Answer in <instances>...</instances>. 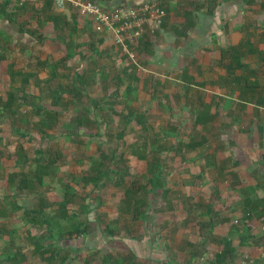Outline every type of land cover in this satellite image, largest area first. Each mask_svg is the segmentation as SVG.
<instances>
[{
    "label": "rangeland",
    "instance_id": "374dc122",
    "mask_svg": "<svg viewBox=\"0 0 264 264\" xmlns=\"http://www.w3.org/2000/svg\"><path fill=\"white\" fill-rule=\"evenodd\" d=\"M199 1L197 5H202L203 0ZM205 1H209L208 5L210 2L214 5L216 2L220 3V0ZM252 2H256V5L248 8L240 1H235L237 13L248 9L254 12L264 11V0ZM197 5L190 4L195 10ZM198 12L208 15L200 18L203 23L215 24V20H209L207 9L198 7ZM0 19V202L11 198L7 192L20 187L22 178L33 177V172L30 171L33 163L30 164L27 160L39 150L44 157L46 169L44 173H36L41 178L33 182L30 190L54 202L45 207L44 213L55 215L58 211L57 203H64L68 214L78 211L75 220L83 221L85 217L93 219L79 225V228L88 227L90 223L89 234L80 239L74 233L69 237L64 234L60 237L61 240H50H55V246L66 245L67 242L76 247L95 244L96 239L98 241L100 238L99 230L104 225L118 229L116 232L120 233V237L126 236L134 240L142 235L148 239L167 235L169 229L166 228V223L172 217L168 220L166 208L169 204L178 207L182 204L181 197L173 196L172 191L183 182L174 184L169 178L168 168L173 157L179 161L175 166L182 163L180 151H176L177 144L188 140L184 133V123L188 124L186 119L189 116L186 115V119L181 116L179 111L182 108V97L177 96L186 86L176 80L185 77L183 70L186 65H190V68L187 66L190 71L193 69L191 61L194 59V52L187 53L183 50L192 34H197L196 30L185 26L189 20L178 25L180 33L167 36L162 31L137 40L133 47L136 57L134 64L121 56L102 36L97 37L89 20L78 17L71 10L59 13L51 8L48 0L22 6L0 2ZM218 24L223 30L227 27L225 21H219ZM29 30L39 35L37 41L24 46L13 40L12 31ZM209 39L210 36L207 35L204 44L210 42ZM200 51L196 54H200ZM203 53L206 54L201 52V59L204 57ZM39 62H42L41 65L45 64L41 67L37 64ZM22 70L28 71L25 74L29 73L27 82H19L18 78L14 83L8 82L6 71L21 73ZM140 76L147 80L140 81ZM73 84L79 91L73 88ZM50 94L52 97H49ZM8 95L13 98L9 107L4 104ZM131 99L135 100L129 103ZM173 108L175 113L171 110ZM45 110H55L61 116L49 117L51 128L44 127L45 133L35 132V121L44 115ZM85 110H88L89 115H96L105 121L103 132L99 125L86 122L82 117L81 124L76 125L75 119ZM188 125L191 126L190 121ZM100 126L102 127L101 124ZM169 130L175 134L174 137L168 134ZM169 142L171 146H175L172 148L175 149V156L167 150L171 147ZM100 152L103 153L101 159L105 168L114 174V179L110 181L102 175V179L98 181L99 186L95 187L92 181H83V176L90 164L89 156L99 158ZM137 153L145 155V160L137 156ZM152 160L158 165L156 169L159 170L161 181L154 190L155 194L151 190V178L154 176L150 165ZM52 170H55L54 173ZM10 177L13 185L9 184ZM62 183L67 187L65 196L62 195L65 191ZM126 186H132L133 189ZM141 186L150 190L143 192L140 190ZM178 188L181 189L178 194H182L183 187ZM29 194H22L23 197L12 196L18 199L15 204L18 205L19 200L23 203L19 217L23 213L24 203L27 208L28 204L39 201L37 196ZM64 197H67V202H64ZM128 197L135 198L136 202L131 208L125 209L122 200H127ZM11 214L0 219H10L16 223V215ZM58 221L65 230L73 227L71 224L74 220L71 218H60ZM50 225L52 227L54 222L51 221ZM42 228L45 229V225ZM35 233L34 239L39 240L40 244L43 231L39 227ZM44 235L48 238L47 231ZM164 242L165 238L158 243L152 242V245L163 247L167 254L169 251ZM15 243L22 244V241ZM115 243L106 246L117 248ZM2 244L3 239L0 238V261L4 259L3 263L8 264L6 257L12 256V249L5 250L6 246ZM22 246V252L25 253L32 247L30 242ZM48 247L53 252L52 244ZM79 254L78 252L71 257V264H83ZM34 258L36 256L28 257L24 264H33V261H37Z\"/></svg>",
    "mask_w": 264,
    "mask_h": 264
},
{
    "label": "crops",
    "instance_id": "0c3cea01",
    "mask_svg": "<svg viewBox=\"0 0 264 264\" xmlns=\"http://www.w3.org/2000/svg\"><path fill=\"white\" fill-rule=\"evenodd\" d=\"M115 1L132 4L138 0ZM235 1L248 8L256 5L253 0H220L215 5L213 2L208 5L209 1L206 3L205 0L202 5H197L199 0H160L165 16L156 32L164 31L167 36L180 33L178 25L188 19L185 26H190L197 33L196 36L192 34L183 49L187 53L194 52L191 61L194 70L190 71L186 65L183 70L185 77L173 79L186 86L177 96L182 97L179 112L185 119L186 115L189 116L186 120L191 126L187 124V129L184 123L188 140L180 146L177 144L176 148L177 152L180 151L179 158H183L182 163L175 166L179 161L173 157L168 168L173 183L182 181L183 184L168 191L181 197L182 204L179 207L169 204L166 208L168 220L172 217L166 223L167 235L154 239L142 235L134 240L120 237L116 232L118 229H114L111 235L101 228L100 238L95 244L76 247L67 242L66 245L55 246V240H50L57 239L58 232L54 233L55 238L54 235L50 238L49 234L45 238V229L41 226L43 239L39 244V240L34 239L36 228L29 226L24 213L26 203L19 217L23 203L19 200L18 205L15 204L18 199L14 198L29 192H33L29 194L33 196L39 193L20 186L9 190L7 193L11 198L0 202L1 218L11 213L16 215V223L0 219L2 245L6 246L5 250L12 249V256H7L6 260L13 257L18 259L16 264H24L28 257L36 256L33 260L37 259L38 264H47V253H37L33 248L37 243L45 247L52 244L51 248L58 250L62 246L68 249L69 252L63 255V264H71V257L78 252L83 264H264V241L260 233L264 215V11L248 9L237 13ZM190 4L197 5L194 7L196 10ZM198 7L207 9L209 20H215V24L203 23L200 18L208 15L198 12ZM219 21L226 22L224 30L218 26ZM207 35L210 42L204 44ZM201 52H206L202 59ZM41 63L37 64L42 67L45 62ZM6 72L10 83L16 82L17 78L19 82H27L29 73L25 72L28 71L22 70V74ZM139 80L144 82L147 79L140 76ZM171 110L175 113V108ZM55 115L61 116L57 112ZM168 144L171 146L170 142ZM174 147L167 148L173 152L172 156H175ZM178 187H183L182 194H178L181 191ZM44 214L54 216L53 213L51 216ZM58 220L53 225L56 229L63 227ZM84 220L91 222L93 219L85 217ZM83 229L75 234L79 239L91 232L90 223ZM163 238L168 247L167 254L163 247L152 245V242L158 243ZM16 241H22V244H16ZM27 242L32 247L25 253L22 245ZM113 242L117 248L108 247Z\"/></svg>",
    "mask_w": 264,
    "mask_h": 264
},
{
    "label": "trees",
    "instance_id": "16d2710c",
    "mask_svg": "<svg viewBox=\"0 0 264 264\" xmlns=\"http://www.w3.org/2000/svg\"><path fill=\"white\" fill-rule=\"evenodd\" d=\"M7 3V1H4ZM4 20L6 21V17H4ZM1 21V19H0ZM156 32V31H155ZM12 34H13V38L14 40L16 41H19L22 45L24 46H27L35 41L38 40V37L39 35H37L36 33H34L33 30H29V31H21V32H13L12 31ZM140 43H142L140 41ZM1 59H2V56H1ZM73 88L75 90H78L79 89L75 86V84H73ZM124 93V92H123ZM8 98L5 99V106L9 107V105H11L12 103V100L13 98L8 95L7 96ZM34 98H37L35 96H33ZM135 100V99H134ZM133 99H131L129 101L130 102H133L134 101ZM128 102V101H127ZM40 109H44L43 107H39ZM37 108V109H39ZM36 109V110H37ZM39 109V110H40ZM14 110V109H13ZM88 110H85V112L83 114H79L78 115V119H75V123L76 125H79L81 124V117L84 118V120L87 121H91L93 123H96L97 126L99 125V129L103 132V129H104V125H106L105 121L103 120H100L99 117H97L96 115H89L88 114ZM44 115H42L40 117V119H37L35 122L36 124H34V131L35 132H39V133H45L46 131L44 130V127H48L46 129H49L51 128V124L49 125V122H50V119L49 117H54L55 114H56V111H47L45 110ZM57 119V118H56ZM54 123H57L54 122ZM100 124L102 125V127L100 126ZM98 129V127L96 128ZM171 131V133H170ZM168 134H171L170 136H175V134H173L172 130H169L168 131ZM177 135V134H176ZM181 141L178 142V145L180 146L181 145ZM16 154V152H15ZM101 155H99V158L98 157H95V156H89V167L86 169V171L84 172V176H83V181H92L93 182V186H99L98 185V181H100L102 179V175H105L106 176V179L107 180H110V181H113L114 179V174H111L104 166L103 162H102V159L101 157H103V153L100 152ZM138 154V153H137ZM137 156H139L141 159L143 158L145 160V155H142V154H138ZM28 163L30 162L33 163L30 167V171L33 172V177H24L21 179V187L22 188H25L27 190L30 191L31 189V186H33V182L36 180V179H40L41 177H37L36 176V173L40 172V173H44L45 169H46V165L45 163L43 162L44 161V157L42 155H40L39 153V150L35 152L34 156L31 157V159H28L27 160ZM150 165H151V168H152V171L154 172V176L151 178V190L153 191V193L155 194V189L159 187V183L161 182L160 181V178H159V170H157V164H154L153 163V160L150 162ZM152 165H156V167L152 166ZM104 166V168L102 167ZM102 168V169H101ZM55 170H52V173H54ZM9 182L10 183H13L12 182V177L9 178ZM116 183V181H115ZM162 184V183H161ZM69 187H71L69 185ZM128 189L132 190V186H126ZM65 188V191H63L62 195L64 194L65 196V193L67 191V187H66V184L65 183H62V189ZM64 190V189H63ZM141 191L143 192H147L148 190L145 189V186H141L140 188ZM30 193V192H29ZM68 196V195H67ZM67 198V197H66ZM66 198L64 197L63 199L64 202H67ZM82 198V197H81ZM37 199L39 200L38 202L36 203H30L29 204V208H26L24 210V213L25 215L28 217V224L29 226H34L36 229L35 230H38V228L42 225H45V231H47V233L50 235V238L52 235H54L55 232H58L57 233V239H60V237H62L64 234V236H70L71 234H78L79 232H82L84 227L82 228H79V225H81L82 223H86L85 220L83 221H77L75 220V217H76V214H78L77 212H73L71 214H68V211L67 209L65 208V205L64 203H57L58 205V213L55 214L54 216L52 217H47L45 216V214L43 213V208L44 207H48L49 205H52L54 204V202L48 200V198L44 195H37ZM122 202H124V205H125V209H128V208H131V204H134L136 202V199L135 198H132V197H128V199H123ZM14 208L16 209L17 208V205L14 206ZM20 208V207H19ZM12 211H13V208H11ZM124 209V210H125ZM58 218H67V219H73L74 222L71 224L73 227H70V229H63V228H60L58 227L57 229L55 227H51L50 225V221H53L54 222V226H55V223H56V220H58ZM70 225H68V228H69ZM102 231L104 232H109L111 233V235L113 234V228H109L107 225H104L103 228L101 229ZM0 232H2V230L0 229ZM61 240V239H60ZM34 250L35 252H40L41 254H43V252H46L47 253V264H63V261H64V257L63 255H65L67 252H69V250H65V247L62 246L60 248V251L61 252H57L56 250H54L53 248H51V251H49V247H45L44 245H39V244H34ZM8 258V257H6ZM9 262L8 264H16L18 259L16 258H13V257H10L9 258ZM3 261L1 260L0 261V264H4L2 263Z\"/></svg>",
    "mask_w": 264,
    "mask_h": 264
},
{
    "label": "built area",
    "instance_id": "2783aa9c",
    "mask_svg": "<svg viewBox=\"0 0 264 264\" xmlns=\"http://www.w3.org/2000/svg\"><path fill=\"white\" fill-rule=\"evenodd\" d=\"M10 5L22 6L42 0H0ZM57 12L73 11L78 17L93 25L96 36L111 44L128 62L135 64L133 47L137 40L159 31L165 11L159 0H138L132 4L115 0H48ZM98 37V36H97ZM261 239L264 241V215L260 223Z\"/></svg>",
    "mask_w": 264,
    "mask_h": 264
}]
</instances>
